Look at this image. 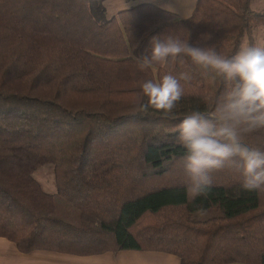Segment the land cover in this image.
Returning <instances> with one entry per match:
<instances>
[{
  "label": "trees",
  "instance_id": "trees-1",
  "mask_svg": "<svg viewBox=\"0 0 264 264\" xmlns=\"http://www.w3.org/2000/svg\"><path fill=\"white\" fill-rule=\"evenodd\" d=\"M255 0H197L188 18L150 3L108 17L103 0H0V237L22 252L173 254L180 264H264V191L228 169L193 200L183 116L224 90L191 60L140 71L153 36L232 55L264 27ZM187 73L174 114L137 110L139 82ZM245 142L264 147V130ZM52 167L55 192L34 177Z\"/></svg>",
  "mask_w": 264,
  "mask_h": 264
},
{
  "label": "clouds",
  "instance_id": "clouds-1",
  "mask_svg": "<svg viewBox=\"0 0 264 264\" xmlns=\"http://www.w3.org/2000/svg\"><path fill=\"white\" fill-rule=\"evenodd\" d=\"M177 57L214 73L224 85L211 99L210 110H193L177 126L178 142L185 150L181 170L187 194L193 200L205 196L213 185V174L225 169L237 176L242 189L264 191V147L245 142L250 134L264 130V46L245 45L224 55L214 45H193L165 34L153 36L136 59L143 72ZM190 79L187 73L142 79L137 110L152 109L165 117L174 114L184 95L181 81Z\"/></svg>",
  "mask_w": 264,
  "mask_h": 264
},
{
  "label": "crops",
  "instance_id": "crops-1",
  "mask_svg": "<svg viewBox=\"0 0 264 264\" xmlns=\"http://www.w3.org/2000/svg\"><path fill=\"white\" fill-rule=\"evenodd\" d=\"M261 1L264 3V0ZM143 3L154 4L175 13L178 19L188 18L195 7L192 0H103L108 17ZM258 28L252 31L254 46H264V29L258 38L254 36ZM0 264H180V260L173 254L141 250H120L94 255H74L49 250L22 252L14 242L0 237Z\"/></svg>",
  "mask_w": 264,
  "mask_h": 264
},
{
  "label": "rangeland",
  "instance_id": "rangeland-1",
  "mask_svg": "<svg viewBox=\"0 0 264 264\" xmlns=\"http://www.w3.org/2000/svg\"><path fill=\"white\" fill-rule=\"evenodd\" d=\"M263 4L264 3L261 0H255L252 2V7L254 9H258V10H264V9H262ZM262 29H264V28L263 27L258 28L254 32V36L258 38L260 36ZM257 44H258V39H257ZM245 45H248L247 37L243 38L241 47H243ZM34 177L40 182V184L42 185V187L45 191L50 192V193L55 192L54 176H53L51 165L46 164V165H43L40 168H38L34 172Z\"/></svg>",
  "mask_w": 264,
  "mask_h": 264
}]
</instances>
